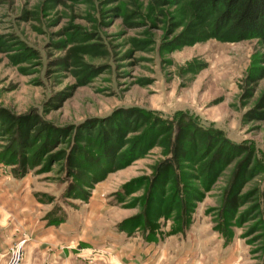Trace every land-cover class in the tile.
Returning a JSON list of instances; mask_svg holds the SVG:
<instances>
[{
	"label": "rangeland",
	"instance_id": "rangeland-1",
	"mask_svg": "<svg viewBox=\"0 0 264 264\" xmlns=\"http://www.w3.org/2000/svg\"><path fill=\"white\" fill-rule=\"evenodd\" d=\"M164 10L160 15L150 0H0V112L38 116L71 132L34 158L39 144L14 156V135L0 125V156L13 161L0 163L18 178L31 176L48 226L72 218L80 236L92 240L79 243L85 264H129L130 253L159 243L167 250L162 264H264V215L252 213L262 202L264 173L241 185L238 197L246 199L231 217L224 214L238 163L252 152L249 168H264V78L248 81L253 67L264 66V45L209 39L166 51L171 26L186 24L192 13L185 1ZM126 12L137 18L126 20ZM23 48L33 57H21ZM137 111L149 124L161 119L174 132L194 124L248 150L210 187L193 178L184 183L196 191L184 220L150 206L154 168L170 157L164 148L124 169L106 164V132L130 130L126 140L148 127L132 120ZM203 144L196 141L198 153ZM62 152H75L74 161L51 158ZM186 164L184 171L196 175L199 165ZM59 218L64 221L51 224ZM23 241L24 261L26 238L11 250ZM119 246L126 262L117 258Z\"/></svg>",
	"mask_w": 264,
	"mask_h": 264
},
{
	"label": "trees",
	"instance_id": "trees-1",
	"mask_svg": "<svg viewBox=\"0 0 264 264\" xmlns=\"http://www.w3.org/2000/svg\"><path fill=\"white\" fill-rule=\"evenodd\" d=\"M160 15H165V8L181 4L183 1L189 7L192 16L184 24L175 22L168 32L172 39L164 44L166 51H175L180 48L192 46L209 39H215L220 42H240L244 40L258 39L264 45V0H150ZM124 18L135 19L133 12L124 13ZM183 27L182 31L175 34L177 29ZM26 50L21 53V57L30 59L33 57V50ZM23 60H20V62ZM262 64H264V59ZM264 78V66L253 67L248 75V81L255 85ZM261 109H264V98L261 101ZM250 113V115H252ZM264 119V110L260 114ZM133 121L148 125V127L137 137L126 139L125 130L112 129L106 132L104 145L106 147V164L109 169H124L130 166L140 156L145 155L156 146L164 148L169 158L155 166L153 178L149 184L150 206L158 205L160 210L165 211L166 215L175 212L176 219L184 220L188 217L191 202L196 199L195 190L184 184L189 179H196L208 188L220 177L223 170L231 164L234 157L241 153H247V149L235 145L227 138H224L220 132L202 130L194 124H186L179 131L174 132V126L161 119H155L149 124V118L143 111H137L132 116ZM0 125L6 134L14 135V156L19 155L20 151L27 150L37 144V150L34 158L44 152L51 150L57 139L64 137L67 132L58 129L51 124L42 121L38 116L25 115L16 116L7 111L0 112ZM124 125L131 127L128 123ZM135 127L131 128L134 129ZM136 129V128H135ZM135 129L133 131H135ZM32 133V134H31ZM33 135V136H31ZM69 135V134H68ZM67 135V136H68ZM196 141L205 145L203 151L198 153L195 150ZM127 149L122 150L124 147ZM122 150V151H121ZM195 150V151H194ZM119 156L117 157V154ZM65 153H59L51 158L62 160L71 159L74 161L75 152L70 156ZM0 160L8 165L13 162L8 160V155L0 156ZM195 162L199 165L196 175L188 174L184 171L186 163ZM252 152L247 154L244 161L238 163L232 177L227 200L224 205V214L231 217L238 205V201L246 199V196L238 197L241 185L248 179L264 173V168L260 164L252 168ZM110 172V171H109ZM100 180V179H99ZM169 193L168 196H165ZM165 197V199H161ZM71 198V196H68ZM262 202L255 206L252 213L257 210L260 215H264V192L262 193ZM58 210H54L50 216H56ZM242 215V220L247 218ZM64 218V217H63ZM63 218L50 220L51 224H60ZM264 225V221H262Z\"/></svg>",
	"mask_w": 264,
	"mask_h": 264
},
{
	"label": "crops",
	"instance_id": "crops-1",
	"mask_svg": "<svg viewBox=\"0 0 264 264\" xmlns=\"http://www.w3.org/2000/svg\"><path fill=\"white\" fill-rule=\"evenodd\" d=\"M4 167L0 163V264H7L11 248L24 238L28 241L23 264H85L79 243L92 240L80 236L72 218L58 227L48 226L46 211L33 196L31 176L18 178ZM120 248L117 258L126 262L127 252ZM146 248L140 255L130 253L129 264L163 263L167 255L163 243Z\"/></svg>",
	"mask_w": 264,
	"mask_h": 264
},
{
	"label": "built area",
	"instance_id": "built-area-1",
	"mask_svg": "<svg viewBox=\"0 0 264 264\" xmlns=\"http://www.w3.org/2000/svg\"><path fill=\"white\" fill-rule=\"evenodd\" d=\"M26 241L21 242L17 247L11 250V255L8 264H22L23 262V248Z\"/></svg>",
	"mask_w": 264,
	"mask_h": 264
}]
</instances>
